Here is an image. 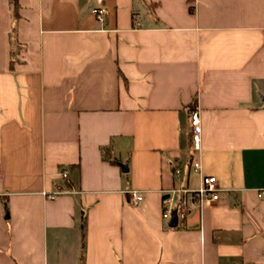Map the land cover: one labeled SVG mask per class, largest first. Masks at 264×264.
<instances>
[{"label": "crops", "instance_id": "crops-1", "mask_svg": "<svg viewBox=\"0 0 264 264\" xmlns=\"http://www.w3.org/2000/svg\"><path fill=\"white\" fill-rule=\"evenodd\" d=\"M17 2L0 0V264H264V0ZM201 176L219 199L169 227L165 193Z\"/></svg>", "mask_w": 264, "mask_h": 264}, {"label": "built area", "instance_id": "built-area-1", "mask_svg": "<svg viewBox=\"0 0 264 264\" xmlns=\"http://www.w3.org/2000/svg\"><path fill=\"white\" fill-rule=\"evenodd\" d=\"M92 13L98 22L103 23L105 21V9L104 8H92ZM190 126L192 130V147L195 152L199 151L200 148V116L197 109L190 113ZM192 168L195 171L200 170V162L194 160L191 163ZM174 174L179 177L180 170H175ZM62 177H66L67 173H61ZM222 189L218 186V182L214 176H201L199 186L195 189H189L183 186H177L168 190L162 199L163 210L162 217L166 220H170L172 213L174 212L177 217V222L184 220L190 212L192 205H197L200 208L210 204L219 199V194ZM64 193V191H56L48 194L43 192V196L47 199H54L57 194ZM131 202L133 205H138L142 200L143 196L138 191L130 192ZM258 197L264 198V191L258 193Z\"/></svg>", "mask_w": 264, "mask_h": 264}, {"label": "water", "instance_id": "water-1", "mask_svg": "<svg viewBox=\"0 0 264 264\" xmlns=\"http://www.w3.org/2000/svg\"><path fill=\"white\" fill-rule=\"evenodd\" d=\"M122 170L125 172L127 171V168L125 166H122ZM168 226L169 227H176L177 226V217L175 215V213H172V217L170 218L169 222H168Z\"/></svg>", "mask_w": 264, "mask_h": 264}, {"label": "trees", "instance_id": "trees-1", "mask_svg": "<svg viewBox=\"0 0 264 264\" xmlns=\"http://www.w3.org/2000/svg\"><path fill=\"white\" fill-rule=\"evenodd\" d=\"M11 3L13 5L14 12H16V10L18 8V2H17V0H11ZM190 136H191V140H192V131L190 132Z\"/></svg>", "mask_w": 264, "mask_h": 264}]
</instances>
